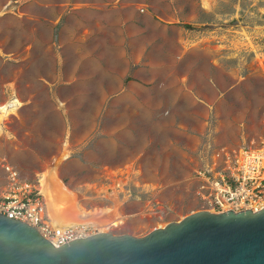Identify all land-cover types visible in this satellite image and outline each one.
<instances>
[{
    "label": "rangeland",
    "instance_id": "374dc122",
    "mask_svg": "<svg viewBox=\"0 0 264 264\" xmlns=\"http://www.w3.org/2000/svg\"><path fill=\"white\" fill-rule=\"evenodd\" d=\"M11 103L1 183L57 172L123 222L106 233L144 238L206 211L215 150L264 147V0H0Z\"/></svg>",
    "mask_w": 264,
    "mask_h": 264
},
{
    "label": "water",
    "instance_id": "95a60500",
    "mask_svg": "<svg viewBox=\"0 0 264 264\" xmlns=\"http://www.w3.org/2000/svg\"><path fill=\"white\" fill-rule=\"evenodd\" d=\"M0 264H264V207L203 211L144 238L102 232L60 248L0 215Z\"/></svg>",
    "mask_w": 264,
    "mask_h": 264
},
{
    "label": "built area",
    "instance_id": "2783aa9c",
    "mask_svg": "<svg viewBox=\"0 0 264 264\" xmlns=\"http://www.w3.org/2000/svg\"><path fill=\"white\" fill-rule=\"evenodd\" d=\"M3 171L6 184L0 181L1 216L35 228L58 248L102 233L94 226H56L49 217L42 181L25 180L10 164ZM196 180L204 210L214 214L257 212L264 207V147L215 150L210 162L197 171Z\"/></svg>",
    "mask_w": 264,
    "mask_h": 264
},
{
    "label": "bare ground",
    "instance_id": "6f19581e",
    "mask_svg": "<svg viewBox=\"0 0 264 264\" xmlns=\"http://www.w3.org/2000/svg\"><path fill=\"white\" fill-rule=\"evenodd\" d=\"M13 103L9 105L10 109L8 106H0V126L11 114V108L15 107ZM42 184L49 217L58 227L94 226L101 232H108L123 223L119 219L108 218V212H90L83 209L79 195L64 186L57 172L45 173Z\"/></svg>",
    "mask_w": 264,
    "mask_h": 264
},
{
    "label": "crops",
    "instance_id": "0c3cea01",
    "mask_svg": "<svg viewBox=\"0 0 264 264\" xmlns=\"http://www.w3.org/2000/svg\"><path fill=\"white\" fill-rule=\"evenodd\" d=\"M157 23V25H161V23L160 22H156Z\"/></svg>",
    "mask_w": 264,
    "mask_h": 264
}]
</instances>
